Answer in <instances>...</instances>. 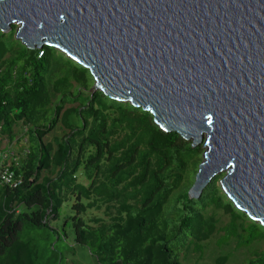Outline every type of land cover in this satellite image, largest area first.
Segmentation results:
<instances>
[{"label":"trees","instance_id":"16d2710c","mask_svg":"<svg viewBox=\"0 0 264 264\" xmlns=\"http://www.w3.org/2000/svg\"><path fill=\"white\" fill-rule=\"evenodd\" d=\"M92 83L63 52L0 30V146L26 136L29 147L14 168L22 183L0 184V264H44L23 225L55 232L66 221L99 264H186L214 237L229 247L214 264L242 250L243 264H264V226L233 205L218 178L188 197L201 146L164 132L141 107L90 91ZM65 202L71 213L62 216ZM93 209L105 216L86 217Z\"/></svg>","mask_w":264,"mask_h":264},{"label":"water","instance_id":"95a60500","mask_svg":"<svg viewBox=\"0 0 264 264\" xmlns=\"http://www.w3.org/2000/svg\"><path fill=\"white\" fill-rule=\"evenodd\" d=\"M12 25L26 47L76 57L95 90L202 143L189 198L223 174V193L264 223V0H0V30Z\"/></svg>","mask_w":264,"mask_h":264},{"label":"rangeland","instance_id":"374dc122","mask_svg":"<svg viewBox=\"0 0 264 264\" xmlns=\"http://www.w3.org/2000/svg\"><path fill=\"white\" fill-rule=\"evenodd\" d=\"M11 28H14L15 31L16 25H12ZM93 90H95V88L92 83L90 91ZM60 132V129L56 128V130L46 135L45 140L51 139L53 135L60 134ZM188 141L191 140L189 139ZM201 145L202 143H198L195 146ZM200 150V160H202V146ZM222 176L223 174H218L214 177L218 178V186H220V179ZM68 205L69 203L65 202L61 206L60 213L62 216L71 213ZM93 216H105V214L103 210H89L86 217ZM105 219H107V217ZM221 221L225 222L226 217L222 216ZM60 222L61 220L52 221L51 226L53 228H57ZM67 224H69L67 221L66 223L64 222V225L66 226L65 229L59 228L58 231L52 232L47 228L29 227V225L25 223L20 231V235L23 239L30 240L36 246V249L40 254V258H42L41 262L44 264H53L55 262L54 257L57 256L62 258V260L58 261L57 264L60 262L61 264H99L96 257L91 254L90 250L86 246L74 242L73 232ZM215 240V237L212 238L207 247L204 248L202 259L196 260V254H190L188 259L185 260V263L214 264V260L218 255L224 254L227 250H229V247L219 248L216 246ZM242 251H233L231 257L225 264H243L244 254Z\"/></svg>","mask_w":264,"mask_h":264},{"label":"built area","instance_id":"2783aa9c","mask_svg":"<svg viewBox=\"0 0 264 264\" xmlns=\"http://www.w3.org/2000/svg\"><path fill=\"white\" fill-rule=\"evenodd\" d=\"M28 152L26 136L14 139L10 145L0 146V184L16 188L22 183V177L14 168L18 167L21 157Z\"/></svg>","mask_w":264,"mask_h":264}]
</instances>
